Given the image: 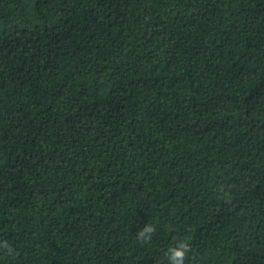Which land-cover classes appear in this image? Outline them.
<instances>
[{
  "label": "trees",
  "instance_id": "trees-1",
  "mask_svg": "<svg viewBox=\"0 0 264 264\" xmlns=\"http://www.w3.org/2000/svg\"><path fill=\"white\" fill-rule=\"evenodd\" d=\"M5 239L0 264H264V0H0Z\"/></svg>",
  "mask_w": 264,
  "mask_h": 264
},
{
  "label": "clouds",
  "instance_id": "clouds-1",
  "mask_svg": "<svg viewBox=\"0 0 264 264\" xmlns=\"http://www.w3.org/2000/svg\"><path fill=\"white\" fill-rule=\"evenodd\" d=\"M156 229L152 224H146L144 227L138 230L137 239L141 242H150L152 235ZM0 251L12 255L14 253V247L8 240H0ZM190 252V246L183 240L169 247L165 255L168 259V264H185V260Z\"/></svg>",
  "mask_w": 264,
  "mask_h": 264
}]
</instances>
